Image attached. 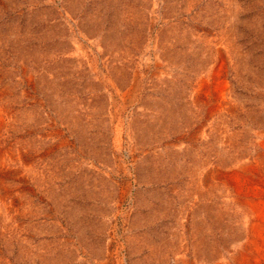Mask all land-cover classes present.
Returning a JSON list of instances; mask_svg holds the SVG:
<instances>
[{"label":"rangeland","instance_id":"rangeland-1","mask_svg":"<svg viewBox=\"0 0 264 264\" xmlns=\"http://www.w3.org/2000/svg\"><path fill=\"white\" fill-rule=\"evenodd\" d=\"M263 140L264 0H0V264H264Z\"/></svg>","mask_w":264,"mask_h":264},{"label":"bare ground","instance_id":"bare-ground-1","mask_svg":"<svg viewBox=\"0 0 264 264\" xmlns=\"http://www.w3.org/2000/svg\"><path fill=\"white\" fill-rule=\"evenodd\" d=\"M262 145L264 147V140L262 142ZM240 173V172H239ZM251 178V177H250ZM252 180V179H251ZM255 181V180H254ZM253 184H255V182H252ZM251 185H247L246 180L244 181V177L241 178L240 180V192L244 195H250L251 194V189H250ZM254 188V187H251ZM255 190V189H253ZM257 190V189H256ZM257 192V191H256ZM254 191V193H256ZM240 193V194H241ZM260 195V194H259ZM261 196V195H260ZM257 198L259 197L258 194L256 196ZM262 197V196H261ZM243 198V197H242ZM250 199V198H249ZM243 200V199H242ZM251 201V200H250ZM244 202V201H243ZM245 203V202H244ZM252 206V211L254 213L255 216V222L252 223L251 226V231H252V239L251 242L257 245V250L259 252L262 253V249L264 244H260L262 245V247L259 246L258 241L259 239H262L264 241V199H257V200H253L252 202H249ZM250 210V209H249ZM252 213V214H253ZM251 215V214H250ZM250 217V216H249ZM249 219V218H248ZM254 219V218H253ZM251 221V220H250ZM250 225V224H249ZM250 231V229H249ZM250 237V236H249ZM250 240V239H249ZM259 246V247H258ZM252 258V257H251ZM257 261V260H256Z\"/></svg>","mask_w":264,"mask_h":264}]
</instances>
